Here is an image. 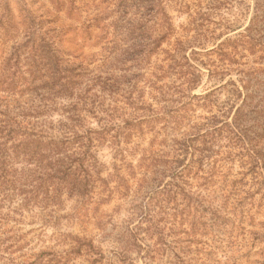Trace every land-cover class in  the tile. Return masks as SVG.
Here are the masks:
<instances>
[{
    "label": "trees",
    "instance_id": "16d2710c",
    "mask_svg": "<svg viewBox=\"0 0 264 264\" xmlns=\"http://www.w3.org/2000/svg\"><path fill=\"white\" fill-rule=\"evenodd\" d=\"M51 1L74 15V50L55 16L0 0V264H264L246 124L264 93L225 79L238 48L264 49V0L224 40L210 15L231 0ZM25 217L46 246L14 259L36 236ZM74 221L82 234L61 230Z\"/></svg>",
    "mask_w": 264,
    "mask_h": 264
},
{
    "label": "rangeland",
    "instance_id": "374dc122",
    "mask_svg": "<svg viewBox=\"0 0 264 264\" xmlns=\"http://www.w3.org/2000/svg\"><path fill=\"white\" fill-rule=\"evenodd\" d=\"M9 2V6L11 9L12 14L15 16L16 20L19 17V3L22 0H7ZM29 3V6L32 8H37L39 10L46 11L48 15L55 16L57 19V25L62 26L67 32L65 36L69 38L71 41L65 43V46L69 49L74 50V15H69L66 12V7L64 6L61 9H58L54 6L51 0H26ZM186 1V0H185ZM203 1V0H200ZM205 0L202 3V7L205 5ZM229 5H221L213 11V14L210 15L211 21H217L221 23L229 22L230 24L227 25L228 29L222 28V34L220 40H224L228 37H233L239 31H242L248 25V21L253 15V0H231L229 1ZM173 22L178 25L180 23H186V15L179 14L174 10L170 11ZM82 15H85L82 12ZM18 16V17H17ZM235 19V20H234ZM79 23H76L78 25ZM209 26H214L212 23H209ZM221 28V27H220ZM217 31H219V29ZM216 31V32H217ZM76 39H79L77 37ZM89 47L85 48L87 51ZM258 46L253 49V52H249L246 49L238 48L237 53L232 55V62L229 63L230 71L225 76V79L231 78L239 84L238 81L239 77H249L251 81H253V88L252 90L256 92V94L261 95L264 93V49L261 51H257ZM93 50H97V47H93ZM228 63V61H227ZM204 69V68H203ZM205 70V69H204ZM203 70V71H204ZM205 81V77H203V83ZM212 83L209 82L207 86H210ZM203 85H200L198 89L194 90V93H198L202 89ZM220 100L224 99V95H221ZM261 104L258 108H254L251 112V116L249 120L246 122L248 126V133L252 137V143L257 145L258 148H261L264 151V97L261 100ZM200 111V110H198ZM146 142V141H145ZM144 142V143H145ZM107 148H102V153H106ZM68 206L72 205V201H68ZM75 204V202H74ZM28 215V214H26ZM264 219L261 214L255 217V220ZM31 218L25 217L20 225L21 230L18 233H25V240L31 238V236H35L29 241V245L24 247L20 251H15L11 256L15 259H24V256L29 255L32 252H36L40 248H44L46 246L45 243L41 242L40 235L37 236L39 233V226L40 221L34 220V223H30ZM19 224V223H18ZM87 235L94 234L95 238H99V232L94 229L91 223H88L86 226ZM254 229H261L257 225L253 226ZM62 231H68L73 233L82 234L83 231L81 227L74 221L73 226H63ZM51 232V229L48 230L47 234ZM97 234V236H96ZM46 240V238H45ZM48 243V242H47ZM258 245H264V237L262 238V242L258 243ZM23 254L20 258L19 256ZM68 264H88L84 260L83 257L78 255H74V259L68 262Z\"/></svg>",
    "mask_w": 264,
    "mask_h": 264
}]
</instances>
